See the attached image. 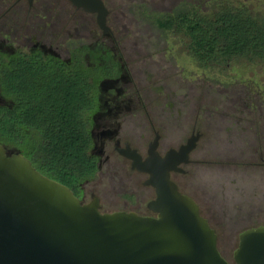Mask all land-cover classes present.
Here are the masks:
<instances>
[{
	"label": "rangeland",
	"instance_id": "1",
	"mask_svg": "<svg viewBox=\"0 0 264 264\" xmlns=\"http://www.w3.org/2000/svg\"><path fill=\"white\" fill-rule=\"evenodd\" d=\"M13 1L5 3L0 12ZM105 1L116 41L103 34L95 13L76 11L67 0H34L32 11L26 2L16 7L8 23H0V72L18 57L20 49L23 53L43 51L59 56L57 61L92 82L95 106L86 117L89 130H94L92 152L99 156L100 167L81 184L80 198L88 203L96 193L106 213L147 214L155 189L144 185L145 177L130 172V164L113 146L101 152L103 140L122 145L125 141L146 143L147 152L154 134L144 131L136 114L142 113L146 124L145 113L149 112L161 127L163 147L169 148L181 139L169 117L181 108L179 101L189 110L184 138L191 136L199 112L198 128L203 136L192 154L194 162L187 165V175L180 176L183 184L179 182L201 204L217 230L220 251L232 263L241 233L264 225V164H256L264 157V60L203 65L189 52L187 37L160 26V20L187 11L189 0ZM201 1L221 4L233 0ZM250 1L257 4L247 11L264 17V0ZM242 88L250 89L253 96L247 112L240 106ZM227 91L233 93L232 101L218 104ZM2 93L0 88V104L9 101ZM108 102L119 103L121 108L107 116ZM241 116L244 121H233ZM106 128L111 129L106 137L98 135ZM5 147L9 154L25 153L14 142L8 141Z\"/></svg>",
	"mask_w": 264,
	"mask_h": 264
},
{
	"label": "water",
	"instance_id": "2",
	"mask_svg": "<svg viewBox=\"0 0 264 264\" xmlns=\"http://www.w3.org/2000/svg\"><path fill=\"white\" fill-rule=\"evenodd\" d=\"M32 5L34 0H28ZM97 15L110 32L104 0H67ZM157 135L144 158L127 145L121 155L133 170L147 173L157 216L101 211L93 193L84 203L66 184L49 177L22 153L9 154L0 142V264H230L218 236L194 199L179 190L171 172L181 170L196 146L192 137L179 151L159 152ZM236 264H264V226L240 236Z\"/></svg>",
	"mask_w": 264,
	"mask_h": 264
},
{
	"label": "trees",
	"instance_id": "3",
	"mask_svg": "<svg viewBox=\"0 0 264 264\" xmlns=\"http://www.w3.org/2000/svg\"><path fill=\"white\" fill-rule=\"evenodd\" d=\"M219 13L200 18L181 11L160 26L185 34L189 52L205 66L264 60V19L247 10ZM17 56L0 72L1 95L9 100L0 104V142L18 144L34 166L80 198L81 184L99 168L86 117L95 106L93 84L48 52Z\"/></svg>",
	"mask_w": 264,
	"mask_h": 264
},
{
	"label": "flooded vegetation",
	"instance_id": "4",
	"mask_svg": "<svg viewBox=\"0 0 264 264\" xmlns=\"http://www.w3.org/2000/svg\"><path fill=\"white\" fill-rule=\"evenodd\" d=\"M8 1H10V0H0V10H1V7H3V5L5 3H7ZM206 1H209V0H206ZM25 2L27 3L28 10L29 11H32V9L34 8V2L31 5L28 0H14L12 2V4L5 11L0 12V23L3 22V21H5V24H7L8 23V20L10 18V14L12 13V11L15 10V8L18 7L19 5L26 4ZM104 2H105V5L107 6L105 0H104ZM254 2L255 3H252L250 0H246L245 2H242L241 3L240 1L233 0V1H229V3H221L220 4V1H218V2H206V3L203 2L202 3L201 0H189V2H187V4H185V6L187 7L186 8L187 9L186 13H192V12L195 11L197 13V16H199L200 18H204V16H211V15L216 16V17H219L220 16L219 15L220 14L219 11L222 10V9L223 10H232V12H234V10H249V9L251 10L252 8H254V5L257 4L256 1H254ZM205 6H207V7H205ZM74 8L76 9V11H83V12H85L87 14H93V13L86 12V11H84L82 9H77L76 7H74ZM107 8H108V6H107ZM205 8L207 9V12L201 11V10H205ZM210 8H212V9H210ZM108 10H109V15H108V21H109V16L111 14V11H110L109 8H108ZM210 10H212V11H210ZM261 18L264 19V17H261ZM5 24H4V26H6ZM103 34L105 36H107V37H110L113 41H116L117 40L116 36L113 33L112 28H111V31L110 32L103 33ZM184 36H186V35L184 34ZM21 51H23V50H21ZM56 57H59V56L56 55ZM224 95H227V96H224ZM239 95H240V98H239L240 106H241V104H243L244 105V109L246 111L247 108H248V105L251 106L252 105V102H253V100H252V97H253L252 96V92L248 88H242V89L239 90ZM233 97H234L233 96V93L227 91V92H225L222 95L221 98L218 99V104H220L221 102H223L225 100L226 101H228V100L229 101H232ZM140 100L143 101V99H141V98H140ZM242 100H243V103H241ZM235 103H237V100L236 99H235ZM107 105H108V107L110 106L109 109H108L109 114H107V116H109L110 114H114V113L118 112L119 109L121 108V106H120L119 103H115L114 104V103L108 102ZM114 105H116V106H114ZM179 105L181 106V108L178 107V109H177L176 112H171V114H170L169 117H170V120H172L173 127H175V128L178 129V131H179V137L181 139L175 145L168 146L169 148H167V147L164 148L163 147V144H162V137H163V135H162V130L160 129L161 127L158 126L155 121H153V119H152V117H151V115H150L149 112H146L147 114L145 113V117H147V123L146 124H144V121H143L144 119L141 118L142 117V113L141 114H136L138 116V118H139L138 119V121H139L138 124L139 125H143L144 131L152 132L154 134V139L156 138L157 135L160 136V139H159V148L158 149H159V152H160L161 155H165L168 152H171L173 150L179 151L181 149V147L184 146V145H186L188 143V141L192 137H197V139H196V146H195V148L190 153L189 161L187 163H181L179 165V168L181 170L172 171L171 172V178L178 185L179 190L182 193H184L185 195H188L189 197H191L192 199L195 200V202L199 205L201 214L208 220L210 226L215 230V232L217 234V230L214 228V226L212 225L211 221L203 214L201 204L198 202V200L193 195H191L190 193H188L185 190H183V188H182V184L183 183L181 182V180H179L181 175H187V173H188L187 165H189V164H191V163L194 162L192 160V154L197 149L198 142H199V140L203 136V132L201 131V129L198 128L200 126L199 117H198L199 116V112H198L197 115H196L197 117H196L195 124L192 127L191 136L190 137H186V138L183 137L184 134L187 132V130H185V129L187 128V120H188L189 110L186 107V105L183 103V100L182 101L181 100L179 101ZM197 105H198V103H197ZM112 106H114V107H112ZM200 108H201V106H200ZM245 111H244V114L247 112V111L246 112ZM173 117H177L179 119V121L177 122V120L176 119H173ZM233 119H231V120L235 121L237 124H239L240 122H242V120L244 121L243 116H241V117H239L237 119L236 118H233ZM249 122H251V119L249 120ZM209 123H210V121H209ZM166 128H167V126H166ZM109 132H111V129L110 128L102 129L101 132H98V135H100V136L103 135V138H104V137H106L105 135L109 134ZM91 133L94 134V130H92ZM174 134H176V133H174ZM154 139L151 142H153ZM151 142H149L148 147H147V152H146V143L143 144V143H140L139 142L137 144H133V143H131L129 141H125V143L122 145L120 141H113L112 140V141H106L105 142L103 140V144H102L100 150H101V152L102 151L104 152V150H107L109 148H112V146H113V149L115 150V152H117L121 157H123L124 159H126L128 161V163L130 164V172L132 174L141 175V176L145 177L146 180H147L149 178V175L147 173L140 172L138 170H133L132 167H131L132 161L130 159L126 158L125 156L121 155L119 153L118 149L119 148H125L127 145H129L133 149H136L144 158H146L147 155H148V150H149V146H150ZM95 156L97 158H99L98 155L95 154ZM260 160H261L260 162L259 161L256 162L257 165H263L264 164V157L262 155L260 156ZM98 167H100V165ZM155 197H156V192H155ZM100 203H101V201H100ZM101 207H102V204H101ZM131 212H136V213L140 214V212H137V211H131ZM142 216H157V213H155V212H153L152 210L149 209L148 213L147 214H142ZM260 226H264V225H260ZM257 227H259V226H257ZM252 228H255V227H252ZM249 229H251V228H248L245 231H247ZM245 231H243V232H245ZM217 236H218V234H217ZM239 244H240V241H239ZM218 248H219V246H218ZM219 251H220V249H219ZM220 253L222 254L221 251H220ZM222 256L225 258V256L223 254H222ZM229 263L230 264H236V261L234 259V261L232 263L231 262H229Z\"/></svg>",
	"mask_w": 264,
	"mask_h": 264
}]
</instances>
